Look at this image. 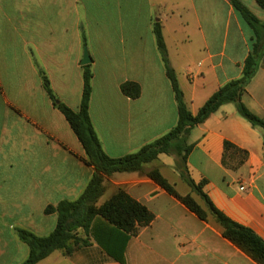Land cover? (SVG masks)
Instances as JSON below:
<instances>
[{"label": "crops", "instance_id": "1", "mask_svg": "<svg viewBox=\"0 0 264 264\" xmlns=\"http://www.w3.org/2000/svg\"><path fill=\"white\" fill-rule=\"evenodd\" d=\"M240 1L264 23V9L255 0ZM157 20L185 102L197 115L221 87L242 76L255 43L252 29L227 0H0V264H23L29 252L23 261L10 256L25 244L12 231L50 235L58 217L46 214V208L77 200L95 172L47 96L34 59L53 90L73 87L74 80L78 86L83 27L92 60V125L105 153L121 158L178 123L175 95L153 34ZM76 47L81 52L70 67ZM127 81L140 85L138 99L121 93ZM82 92L83 76L79 100L64 103L77 111ZM243 103L264 119V53ZM226 142L247 152L237 169L232 168L239 161L236 155L229 154L224 165ZM188 144L194 146L187 160L191 179L205 181L203 191L215 207L264 241L263 130L240 116L234 104H226L192 129ZM176 162L174 155L161 154L144 172L106 178L98 206L124 190L154 215L126 244L123 263L91 240L71 255L56 251L38 264H264L225 238L211 214L200 219L147 176L158 169L169 182L173 179L180 196L191 195L207 211ZM38 200L43 216L54 220L44 236L38 232L48 221L37 222L31 210Z\"/></svg>", "mask_w": 264, "mask_h": 264}, {"label": "trees", "instance_id": "2", "mask_svg": "<svg viewBox=\"0 0 264 264\" xmlns=\"http://www.w3.org/2000/svg\"><path fill=\"white\" fill-rule=\"evenodd\" d=\"M227 1L252 29L255 36L252 51L244 62L242 76L221 87L200 108L197 115H193L185 102L177 74L171 66L162 24L158 20L154 21L153 34L166 76L170 80L175 95L178 123L167 134L143 146L139 151L121 158H112L105 153L92 125L89 114L93 79L91 65L81 66L83 92L80 107L75 111L57 98L47 73L34 59L47 96L78 138L86 153L85 162L92 166L95 172L77 200L62 201L55 207L46 208V214L55 213L58 217L57 226L50 235L39 237L26 229H17L18 238L29 248V255L23 264H38L56 251H62L67 256L71 255L76 249L88 246L91 240L95 241L114 260L123 263L126 244L131 237L139 233L141 228L153 222L154 215L124 190H119L108 201L98 206V201L105 192L104 182L107 177L115 173L144 172V166L156 161L161 154L174 155L177 158L176 170L192 192L204 201L208 212L191 195L180 196L175 186L158 169L150 170L147 176L168 194L180 200L200 219L207 220L208 213L211 214L224 229L225 238L245 250L257 262H264V241L251 229L234 222L218 210L203 191L205 181L196 184L191 179L187 167L188 156L194 148L193 145L188 144L190 132L226 104H234L240 116L253 127L261 128L264 142V119L253 114L243 103L247 87L256 76L264 53V23L240 0ZM255 2L264 9V0H255ZM81 33L84 45H87L83 27ZM120 90L125 97L132 100L138 99L141 95L140 85L131 81L123 83ZM224 148V165H227L229 154L236 155L239 159L237 165L232 167L233 169H237L247 159L246 151L236 148L229 142L225 143Z\"/></svg>", "mask_w": 264, "mask_h": 264}, {"label": "rangeland", "instance_id": "3", "mask_svg": "<svg viewBox=\"0 0 264 264\" xmlns=\"http://www.w3.org/2000/svg\"><path fill=\"white\" fill-rule=\"evenodd\" d=\"M85 32V30H84ZM82 46H83V50H82V58H83V54H84V48H88L87 45H84L83 39H82ZM81 52V48H73V54L71 55L70 59H69V66L71 67L72 65V61L74 60V58L77 57L78 53L80 54ZM89 52V50H88ZM90 55V54H89ZM76 79V77H75ZM71 83V81H70ZM77 81L73 82V87H72V83L69 85V88H65V87H59L58 89L56 88V90H54L57 98L59 100H61L62 102L66 101L69 102V104H75L79 98H80V92L82 90V75H80V84L77 86L76 85ZM66 103V102H65ZM13 178V177H12ZM16 178V177H15ZM14 178V179H15ZM174 178V177H173ZM170 182L172 183V178L170 177ZM15 185V184H13ZM179 191H182V187L180 186L178 188ZM42 204L39 202V200L33 205V207L31 208V210L34 212V218L35 220H37V222L41 223L44 220L48 221V226L46 227V229L39 231L38 234L41 236L47 235L50 230H52L53 226H54V220L52 219H47L46 217L43 216V212L41 211L42 209ZM18 229V228H17ZM17 229L12 231L13 234L17 235ZM18 236V235H17ZM27 252H29L28 247L25 244H21V249H19L17 252H11L10 256L14 257V259H19V261H23L26 256H27Z\"/></svg>", "mask_w": 264, "mask_h": 264}, {"label": "water", "instance_id": "4", "mask_svg": "<svg viewBox=\"0 0 264 264\" xmlns=\"http://www.w3.org/2000/svg\"><path fill=\"white\" fill-rule=\"evenodd\" d=\"M91 63H92V60L90 58L88 49L85 47L84 48L83 58H82V61H81V65L82 66H87V65H90Z\"/></svg>", "mask_w": 264, "mask_h": 264}]
</instances>
